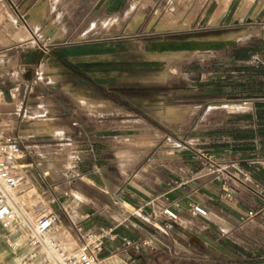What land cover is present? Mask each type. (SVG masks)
<instances>
[{
  "label": "crops",
  "instance_id": "obj_1",
  "mask_svg": "<svg viewBox=\"0 0 264 264\" xmlns=\"http://www.w3.org/2000/svg\"><path fill=\"white\" fill-rule=\"evenodd\" d=\"M134 1L0 0V57L12 54L31 65L21 55L26 46L45 49L129 37L124 29L105 30L103 24L122 11L126 16ZM198 1L195 4L202 5L205 0ZM153 4L146 0L145 6ZM250 23L260 28L258 33L247 37L245 33L238 36L239 31L225 32L235 36L234 42L243 40L233 45L236 50L228 51V46L198 55L201 68L194 63V79L188 86H163L167 92L177 91L178 96H186V89L193 88L194 96L178 97L177 102L166 96L151 98L152 103L157 100L163 105L161 127L135 112L124 116L91 113L80 105V110L64 120L46 118L49 126H65L59 131L28 135L22 129L21 112H16L15 127L0 129V135L18 133L31 141L30 147L45 160L44 168L52 170L50 180L57 189L48 190L46 197L60 214L65 234H73L68 214L88 229L113 230L114 239L106 241L101 254L102 264H251L264 249V215L247 218L250 210L264 209V196L255 192L264 186V169L251 163L257 156L264 157V65H256L252 59L257 54L264 60V42L252 41L264 38V20ZM62 29L63 36H58ZM34 41L37 43L31 45ZM125 54L110 59L129 58ZM183 64L185 61L179 68L186 74ZM106 74L117 75L122 86L118 74ZM29 87L25 83L22 104L26 110L33 107ZM91 89L103 88L86 82L76 91ZM174 114L180 116L178 122L172 121ZM139 120H145L147 126L137 127ZM61 149L69 155L64 160L52 154ZM200 149L230 163L233 179L225 184L207 166H201L196 157ZM60 166L70 176L63 178L54 170ZM81 174L86 176L79 177ZM54 196L67 212L58 200L52 202ZM193 204L207 213H194ZM166 205H172L181 224L162 213ZM138 208L158 219H142L133 213ZM168 224L172 225L165 228ZM4 241L6 233L0 226V264H14L11 247Z\"/></svg>",
  "mask_w": 264,
  "mask_h": 264
},
{
  "label": "rangeland",
  "instance_id": "obj_2",
  "mask_svg": "<svg viewBox=\"0 0 264 264\" xmlns=\"http://www.w3.org/2000/svg\"><path fill=\"white\" fill-rule=\"evenodd\" d=\"M153 1L154 6L146 8V0H135L134 2L136 4H134L127 12V17L124 16L125 13L122 11L121 15L118 13L112 17L115 18V20L104 22L103 25L105 30L117 28L124 29L128 33L131 50L126 53L125 56L136 60L145 58L163 60L165 61V67L163 69L134 72L113 71L121 77L122 86L135 88L112 92L105 89H91L89 92L80 90L77 93L76 90L78 89L79 84L90 81L80 82V76L78 73L70 70L61 63L45 61L42 62L43 64L35 63L25 65L18 56H13L12 54L4 58L0 57V69H4V71L0 70V129H12V127H15V125H17L16 112H21L20 120L24 118L22 123L25 125L22 129H26L28 135L39 132L41 133L42 131H59V129H63L65 126L62 125V123L57 125L53 123L51 126L57 127L58 129L51 127L45 123L48 121L46 118L52 116L57 117V121L64 120V118L69 116L67 114L80 110V105L84 106L82 107L84 111L91 113H118L121 114V116H124L125 114L135 112L139 117L148 118L150 122H156L153 121L151 116L156 117L159 120L156 123L160 121L165 122L163 119L165 111L163 110L161 101L155 100V102L152 103L151 98L166 96L171 98L170 101L177 102L178 97L194 96L193 88L186 89V96H178L177 91L167 92L163 89V86H188L194 79V63L198 64V55L208 54L211 50H199L182 58L174 57L172 58L173 60H171L167 54L164 55L163 53H155L153 44L157 40L195 38L207 40L213 36H220L223 33L230 31H239L238 36L244 35V33V36H250V34L258 33L260 30L259 27L254 26L247 20L242 23L234 22L228 25L219 24L207 26L201 24L207 5H209L208 3L212 0L210 2L209 0H205L202 5L201 3L195 4L198 0ZM200 1L201 0L198 2ZM160 12L163 13V17L167 23L175 24L178 22L187 24L188 27L184 29L168 28L156 32L147 30V25ZM248 26H251V28L247 29ZM63 34L64 30L62 29L57 35L63 36ZM42 37H44V35ZM242 41L243 40H240L237 43H241ZM252 41L255 44H259L261 41L264 42V38L259 40L254 39ZM35 43L37 42L34 41L31 45H34ZM235 47L236 46L230 45L228 51L231 49L236 50ZM111 57L112 55L100 56V58L103 59ZM184 61L185 64H183L182 69H187L188 72L186 74H182L181 69L179 68ZM197 67L201 68V65L198 64ZM69 81L71 84L67 85ZM25 83L30 84V87L28 88V95L32 100L29 104L33 105V107H29L28 110H26L25 104H22V99L26 89ZM92 84L94 85V83ZM150 86L158 88H148ZM73 98L77 100H74ZM17 109H22V111ZM47 112L50 113L47 114ZM146 113H149L151 116H147ZM43 114L45 116H42ZM179 117L180 116L178 114H174L172 121L178 122ZM139 121L140 122L137 127L142 128L147 126L145 120ZM148 126L152 127L151 124H148ZM31 138L33 137L29 136V139ZM28 144L30 145L31 141H28ZM52 154H54L55 157H58L59 160H64L66 156H69L66 155L67 153L64 149L54 151ZM36 155L38 159L44 160L43 158H40L42 156L39 153ZM43 166H45V160ZM45 169L48 170L52 176V170L46 167ZM55 170L59 171L63 178H67V176H70L71 173L63 166L56 167ZM79 177L83 178V174L79 175ZM28 180L31 182L30 178H28ZM40 191L42 192L41 194L44 198L50 200L46 197V194L49 192L48 190L45 191L41 188ZM37 194L36 190L35 192L32 191L31 196L33 197L34 195V201L37 200V197L35 196ZM64 231H66V228L63 225H61V227L56 225L55 235H58L57 237H59V239L66 242L68 238H71V235L68 232L65 234ZM4 244L9 248L8 241H4ZM10 250L12 252L14 264H23L22 255L20 253H15L12 249ZM16 258L17 260H15Z\"/></svg>",
  "mask_w": 264,
  "mask_h": 264
},
{
  "label": "built area",
  "instance_id": "obj_3",
  "mask_svg": "<svg viewBox=\"0 0 264 264\" xmlns=\"http://www.w3.org/2000/svg\"><path fill=\"white\" fill-rule=\"evenodd\" d=\"M256 65H264V60L257 54L252 56ZM244 103L247 101L244 100ZM196 157L201 166H207L209 172L217 179L228 183L234 173L228 170L230 163L220 160L215 153L204 149L196 151ZM264 169V157L257 156L251 161ZM44 160L38 159L27 139L20 135H0V226L6 233L9 246L15 253L22 255L23 264H102L101 254L106 241L113 240V230L102 228L94 231L81 223L71 220L73 234L71 246L55 235L54 226L61 223L60 214L52 209L51 201L38 192L37 200L32 199L30 188L19 189L28 178L38 190H56L57 184L52 183L51 174L43 166ZM86 175L83 174V178ZM264 196V186L255 189ZM228 190L227 195L231 196ZM67 212L64 204L56 197L53 201ZM193 212L206 214L200 205L193 204ZM133 213L146 221L158 219V215L150 214L143 209H134ZM162 213L174 222L179 221V215L172 205H166ZM264 215V209L250 210L247 218ZM168 224L165 228L171 226ZM67 229V228H66ZM131 241H127L129 244ZM251 264H264V249Z\"/></svg>",
  "mask_w": 264,
  "mask_h": 264
},
{
  "label": "water",
  "instance_id": "obj_4",
  "mask_svg": "<svg viewBox=\"0 0 264 264\" xmlns=\"http://www.w3.org/2000/svg\"><path fill=\"white\" fill-rule=\"evenodd\" d=\"M248 22H253V19H248ZM262 22L261 18H258ZM204 18L201 24H204ZM237 23V22H235ZM228 25L227 23H222ZM129 37H120L113 40H96L73 42L64 45H50V48H39L26 46L22 52V57L25 58L26 64L42 63L50 60L55 63H62L70 70L78 73L79 81H90L95 85L109 91H122L133 89L135 87L118 85L119 78L115 74H106L109 72H134V71H154L165 67V61L160 59L145 58L141 60L131 58H116L103 59L101 55H118L128 53L131 50L128 42ZM171 41L168 45H162L165 49L171 46L174 49L182 48L179 43ZM179 44V45H178ZM237 44L236 42H216L208 44L204 49L217 50L223 49L230 45ZM156 123V122H155ZM159 125L158 123H156ZM160 126V125H159ZM161 127V126H160Z\"/></svg>",
  "mask_w": 264,
  "mask_h": 264
},
{
  "label": "bare ground",
  "instance_id": "obj_5",
  "mask_svg": "<svg viewBox=\"0 0 264 264\" xmlns=\"http://www.w3.org/2000/svg\"><path fill=\"white\" fill-rule=\"evenodd\" d=\"M203 18L205 21L204 25H207V26L219 25V24H222L223 22L227 24H232L234 22H244L248 19L258 20V18H261V20H264V0H224V1L212 0L207 6ZM187 27L188 25L183 24V23H178V22L175 24L167 23L163 17V13L160 12L147 25V30L156 32V31H162L168 28L184 29ZM234 40H235V36H233V34L223 33L220 36L218 35L213 36L207 40H200L197 38L178 39L175 41V43H179L181 47L183 46L182 48L174 49L171 46L170 47L167 46L165 47V49H163L162 45H168L171 41L162 39V40H157L153 44V49L155 50V53L156 52L163 53L164 55L167 54L170 57V59L173 60L172 58L174 57L182 58L193 52L202 50L210 43H216V42H222V41L234 42ZM25 188H30L34 192L36 190L37 193L38 192L42 193L40 190H38L37 187L33 186L32 180L30 182L27 179L26 182H23L20 185L19 189H25ZM35 196L37 197V195ZM56 225H58V227H61V225L63 224L58 223ZM56 225L54 226V228L56 227ZM57 232L59 233L58 230ZM70 239L68 238L66 240V243L68 246H71V244L73 243Z\"/></svg>",
  "mask_w": 264,
  "mask_h": 264
},
{
  "label": "trees",
  "instance_id": "obj_6",
  "mask_svg": "<svg viewBox=\"0 0 264 264\" xmlns=\"http://www.w3.org/2000/svg\"><path fill=\"white\" fill-rule=\"evenodd\" d=\"M242 55V54H241Z\"/></svg>",
  "mask_w": 264,
  "mask_h": 264
}]
</instances>
